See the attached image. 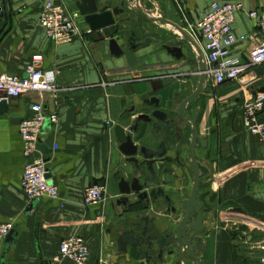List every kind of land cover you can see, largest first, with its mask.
<instances>
[{"label": "crops", "instance_id": "0c3cea01", "mask_svg": "<svg viewBox=\"0 0 264 264\" xmlns=\"http://www.w3.org/2000/svg\"><path fill=\"white\" fill-rule=\"evenodd\" d=\"M77 1L0 0V75L24 77L32 57L41 54L43 69L58 71V86L63 89L57 95L31 93L13 99L9 101V112L0 115V225L13 222L15 230L13 242H0V264H40V257L46 263L52 262L60 242L72 236L88 242L92 256L89 264H116L113 255L117 240L124 232H134L137 224L144 227L141 217L153 213L155 219L147 226L161 234L165 230L163 206L145 210L135 197H131L128 207L118 203L122 198L120 179L133 171L119 147L131 134L129 128L137 113L128 117L124 114L133 107L139 109L145 96L160 98L161 109L166 110L177 98L192 94L199 83L196 55L193 52L194 61L190 62L192 74L185 75L182 71L189 69L184 65L186 60L176 61L163 49L173 28L139 22L142 18L134 9L136 0H130L133 5H127L126 14L119 18L124 20V29L119 33L123 56H113L110 39L92 32L82 16L74 42L57 46L39 26L41 12L48 2H56L63 3L70 13H79ZM121 2L114 0L115 5ZM215 3L243 6L236 14L233 30L238 38L245 36L246 41L233 47L232 56L249 61L256 48L264 46V31L248 14L262 12L264 0H143V7L151 9L154 16L187 29ZM155 31H160L159 37L152 34ZM146 39L151 40L150 45L130 50L129 42L138 44ZM180 63L182 68L176 71L175 66ZM179 76L195 80L192 91L175 84ZM249 80L246 87L228 83L214 88L206 82L199 106L200 135L208 137V148L196 152L204 171L202 185L213 182L214 177L223 179L216 191L202 189L209 215L205 264H259L258 258L263 256L255 252L250 257L245 249L236 247L226 225L231 219L236 230L246 228L248 223L264 228V145L247 132L243 117L246 101L264 93V64L255 69ZM40 103L46 114L59 117L56 125L46 122L41 137L44 149L40 151L49 162V182L57 186L60 198L34 203L21 186L28 160L24 157L20 124L33 115L32 106ZM107 122L113 124L109 126ZM132 137L136 144L152 149L161 143L159 134L143 124ZM188 154L184 146L182 159ZM169 155L176 156L175 148ZM158 168L157 165L160 182L169 180ZM98 183L107 187L106 202L85 206V190ZM33 203L34 208L28 212ZM234 209H241L242 213L231 211ZM257 234L264 235V230ZM132 253L133 264H139L138 253ZM55 264L74 263L61 260ZM117 264L129 263L120 259Z\"/></svg>", "mask_w": 264, "mask_h": 264}, {"label": "built area", "instance_id": "2783aa9c", "mask_svg": "<svg viewBox=\"0 0 264 264\" xmlns=\"http://www.w3.org/2000/svg\"><path fill=\"white\" fill-rule=\"evenodd\" d=\"M243 10L241 4L215 3L199 21L188 24L186 32L198 43L203 51L204 62L207 67V82L214 88H220L228 83H236L242 87L249 85V77L256 68L264 64V46H259L252 53L247 62L232 56V49L238 42L246 41V37L238 38L233 30L236 14ZM2 8L0 7V13ZM257 28L264 31V10L249 12ZM80 14L70 13L63 3L48 2L39 19V26L46 37L57 46L74 42L79 34L78 20ZM43 56L36 54L25 68V76L10 74L0 75V103L20 98L21 96L38 93L57 95L62 92L58 86V71L43 69ZM33 115L24 119L20 124V134L24 143V157L28 163L22 179V190L29 201L41 199L57 200L60 198L56 185L51 184L46 176L49 174V162L41 153V137L46 122L56 125L59 117L56 114H46L43 104H34L31 108ZM244 126L247 132L256 136L264 145V93L256 94L246 101L243 108ZM113 122H107L111 125ZM255 166V163H250ZM223 179L214 177L213 190H218ZM107 200V187L94 184L84 193V204L87 207L99 206ZM233 220H227L226 225L232 231L236 247L245 249L246 254L255 252L263 254L258 258L259 264H264V235L256 225L246 224V228L236 230ZM14 223L0 225V242L4 241ZM254 230H256L254 232ZM91 251L88 242L80 236L64 239L59 244L57 257L51 262L55 264L61 260H70L74 264H89ZM251 257V256H250Z\"/></svg>", "mask_w": 264, "mask_h": 264}, {"label": "water", "instance_id": "95a60500", "mask_svg": "<svg viewBox=\"0 0 264 264\" xmlns=\"http://www.w3.org/2000/svg\"><path fill=\"white\" fill-rule=\"evenodd\" d=\"M127 5H133L130 0H122L120 5H115L114 0H78L76 7L89 26L92 32H97L98 35L109 38L110 52L113 56L119 58L123 56L124 51L120 46L121 33L124 29L123 23L119 18L126 14ZM141 18L139 22L145 20L150 24H162L173 28L178 34V38L175 39V43L169 42L163 46V49L176 61L187 60L186 47H189L192 52L195 53V58L198 65L199 83L196 90L188 96L185 100L177 99L175 106L169 110H162V101L160 98L143 97L142 105L138 109L136 107L127 110L124 114L125 117L136 114V118L129 128L130 135L127 136L125 142H123L119 150L121 154L126 158V163L133 167V171L123 176L119 182V192L122 198L119 200V204L125 207L130 206L131 197L137 202L142 204L146 210L151 207L152 201H156L158 198H163L167 204H171L172 200L164 193V190L160 187L159 178L156 170V166H159V170L163 171L166 164H178L181 163L182 152L184 147L183 133L187 131V128L191 130V142H190V154L188 160L193 172V188L192 194L189 199L182 202L181 210L184 211L185 219L176 229L177 240L172 243L163 244L164 238L155 239L160 251V259H162L163 250L169 247H175L177 249L176 263L175 264H201V260L204 258L203 254H199V246L192 245L189 241V235L193 234L192 238H196L203 229V222L206 219L201 213L203 204L197 205V194L200 187L202 178L201 164L196 157V152L199 148H208V137L201 136L197 125L198 113L192 112L193 105L203 96L205 92V86L207 82L206 72L207 67L204 62L203 51L198 43H196L191 36L186 32L184 28L171 22L163 17H156L152 13L151 9L143 7V0H136L134 4ZM170 41V40H169ZM151 40L146 39L143 43L132 44L129 42L130 50L135 51L139 48H145L150 45ZM10 106L7 101L0 103V115L7 114ZM188 112H191L188 114ZM150 126L152 130L158 133H164L167 141H171L175 138V142L178 145L168 146L166 142H161L156 148H149L145 145L136 144L133 140L132 134H136L140 131L141 125ZM183 125V126H182ZM174 135V136H173ZM175 143V144H176ZM175 148L176 156L172 157L169 153ZM40 149L44 147L40 146ZM50 180V175L46 176ZM39 200L34 201L38 202ZM34 203L31 204L27 211L30 212L34 208ZM234 212L242 213L241 209L231 210ZM199 216V220L195 221V217ZM155 219L153 213H149L140 218V222L145 226L141 229V225L134 226V232H124L117 240L116 251L113 255L114 263H118L120 259H125L127 263L133 264V251H136L139 255V264H150L151 256L148 251L143 249L144 244L148 246V250H152L153 241L150 239L145 242L144 239L148 232V224ZM190 225V226H189ZM197 226L200 228L198 229ZM142 230V231H140ZM138 232V234L136 233ZM15 238V230L11 231L6 242L11 243ZM202 245L206 246L205 240H201ZM170 256L175 255V251L169 253ZM200 255L201 257H199ZM40 264L46 263L42 257H40Z\"/></svg>", "mask_w": 264, "mask_h": 264}, {"label": "flooded vegetation", "instance_id": "af4514ba", "mask_svg": "<svg viewBox=\"0 0 264 264\" xmlns=\"http://www.w3.org/2000/svg\"><path fill=\"white\" fill-rule=\"evenodd\" d=\"M190 95H188V96H190ZM188 96L181 97L180 100L183 101ZM201 102H202V97L199 98V100L193 105V108H192V112L194 111V112L198 113V119H197L198 129H199L200 120L202 117V114H201L200 108H199V106L201 105ZM174 106H175V101H174V103L170 104L166 110H169L170 108L172 109ZM190 113L191 112H188V114H190ZM158 134H159V138L161 139V142L165 141L168 146L178 145L175 142L176 141L175 138H173L171 141L168 142L164 133H162V134L158 133ZM146 137H148V136H146ZM191 138H192L191 137V130L189 128H187V131H185L183 133V139H184L183 145L188 148L189 154H190ZM189 154L185 159L181 158V163L183 166H179L176 163L171 164V165L166 164L164 166L163 171H162L170 179L165 181L164 183L160 182V180H159L160 187L164 190V193L171 198L172 202L169 205L161 197L158 198L156 201H152V204H151L152 208H154V207L160 208L161 206L164 207L163 213L165 214V216L163 219V229H165V230L161 234V232L157 231L156 229L149 227V226L147 227L148 232L146 234L144 241L148 242V240L150 239L151 241H153V247H152V250H148V246L146 244H144L143 249L145 251H148L149 255L151 256L150 264H175L176 263L177 249L172 246V247H169V248L163 250V252L161 253L162 259H160V251H159L158 244L156 243L155 239L160 240L159 239L160 237L164 238L163 244L172 243V242H175L177 240V236L175 234L176 229L179 227V225L185 219L184 211L181 210L182 202L184 200L190 198V196L192 194L193 183H194L193 172H192V169L190 166V161L188 160ZM174 169H178L181 172L179 173V171L174 170ZM201 169H202V166H201ZM203 174H204V171L202 170V176H203ZM209 193H211V192L209 191ZM201 194H202V178H201L200 187H199L198 194H197V205L199 207L200 204H203V207L201 209V213L204 216H206V219L203 222V226H204L203 229L199 230L200 234L196 238H192V236H193V234H192L193 232H192L191 235H189L188 239L190 241L191 246L192 245H198L199 246L198 253L200 255L203 254L205 256V248L202 245L201 240H205V242H206V239H205V235L207 232L206 224H207V221L209 219V215L207 213V209H208L207 204L208 203L202 199ZM198 220H199V216H196L195 221H198ZM197 228L200 229L198 226H197ZM141 229H143V227ZM140 231H142V230H140ZM137 234H138V232H137ZM171 251H175L174 256L169 255V253ZM200 255H198V256L201 257ZM201 264H205L204 258L201 260Z\"/></svg>", "mask_w": 264, "mask_h": 264}, {"label": "rangeland", "instance_id": "374dc122", "mask_svg": "<svg viewBox=\"0 0 264 264\" xmlns=\"http://www.w3.org/2000/svg\"><path fill=\"white\" fill-rule=\"evenodd\" d=\"M169 30V29H168ZM156 32V34L155 33H153L152 32V34L156 37L157 35H158V37H159V33H160V31H155ZM170 32H173L172 34L170 33V35H167V37H169V38H167V39H169L170 41L169 42H171V43H175L176 41H175V39L176 38H178V36H179V34L175 31V30H173V29H170ZM161 36H163V34L161 33L160 34ZM157 37V38H158ZM159 43V42H158ZM158 48H161L160 47V45H159V47ZM186 51V55H187V60H186V62H185V64L184 65H186V67L185 68H189L187 71H182V72H185L184 74L185 75H187V74H189V72H191L190 70L191 69H193V65H192V63H190V62H193L194 61V59H193V57H192V54H193V52H192V50L189 48V47H186V49H185ZM188 61V62H187ZM182 65H183V63H180L179 65H178V67L177 66H175V69H177L176 71H178V68L180 67V68H182ZM180 74H182V73H180ZM190 74H192V73H190ZM189 74V75H190ZM176 82L177 83H175L176 85H180V86H182V87H185V88H188V87H190V88H188V91L190 92V91H192V89H193V85L195 84L196 85V82H195V80H192V77H186V76H179V77H177L176 79ZM147 84H149V83H147ZM151 84V83H150ZM144 85V84H143ZM212 184V185H211ZM207 189V191H212L213 190V182L211 183V181H209V182H207V183H205V185H202V189H205V188ZM209 189V190H208Z\"/></svg>", "mask_w": 264, "mask_h": 264}]
</instances>
